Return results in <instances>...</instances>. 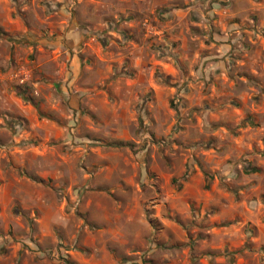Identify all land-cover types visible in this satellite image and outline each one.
<instances>
[{"label":"clouds","instance_id":"obj_1","mask_svg":"<svg viewBox=\"0 0 264 264\" xmlns=\"http://www.w3.org/2000/svg\"><path fill=\"white\" fill-rule=\"evenodd\" d=\"M0 264H264V0H0Z\"/></svg>","mask_w":264,"mask_h":264}]
</instances>
